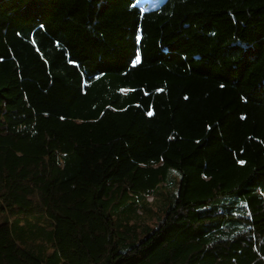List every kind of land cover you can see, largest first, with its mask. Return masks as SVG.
Returning <instances> with one entry per match:
<instances>
[{
	"label": "trees",
	"instance_id": "trees-1",
	"mask_svg": "<svg viewBox=\"0 0 264 264\" xmlns=\"http://www.w3.org/2000/svg\"><path fill=\"white\" fill-rule=\"evenodd\" d=\"M138 1L0 0V264H264V0Z\"/></svg>",
	"mask_w": 264,
	"mask_h": 264
},
{
	"label": "rangeland",
	"instance_id": "rangeland-1",
	"mask_svg": "<svg viewBox=\"0 0 264 264\" xmlns=\"http://www.w3.org/2000/svg\"><path fill=\"white\" fill-rule=\"evenodd\" d=\"M162 1L163 0H139L137 5L141 8V10L147 11L157 8L162 3Z\"/></svg>",
	"mask_w": 264,
	"mask_h": 264
},
{
	"label": "snow or ice",
	"instance_id": "snow-or-ice-1",
	"mask_svg": "<svg viewBox=\"0 0 264 264\" xmlns=\"http://www.w3.org/2000/svg\"><path fill=\"white\" fill-rule=\"evenodd\" d=\"M139 62H140V56L138 54L137 57H136L135 63H139Z\"/></svg>",
	"mask_w": 264,
	"mask_h": 264
}]
</instances>
